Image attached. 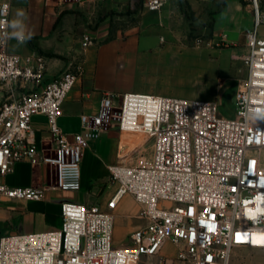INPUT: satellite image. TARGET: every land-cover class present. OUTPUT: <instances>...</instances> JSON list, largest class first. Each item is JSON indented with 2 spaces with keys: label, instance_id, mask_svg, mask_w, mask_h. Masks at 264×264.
<instances>
[{
  "label": "built area",
  "instance_id": "1",
  "mask_svg": "<svg viewBox=\"0 0 264 264\" xmlns=\"http://www.w3.org/2000/svg\"><path fill=\"white\" fill-rule=\"evenodd\" d=\"M167 1L145 0L144 9L161 12ZM249 1L254 28L246 34L247 77L233 120L220 117L213 101L105 94L96 114L81 116L85 133L71 141L59 119L83 64L43 84L46 56L12 54L9 40L0 39L1 177L21 162L47 164L55 168L56 189L80 192L89 140L117 126L145 134L151 148L149 157L109 168L115 191L105 207L66 202L60 229L1 237L0 264H141L144 257L157 258V264H232L237 249L264 251V0ZM11 11L12 0H0V33L8 31ZM95 43L92 34L83 35L84 49ZM35 116L48 120L53 155L45 156L38 146ZM45 193L0 183V203L42 201ZM127 195L141 206L147 225L130 234L129 246L118 247L114 211ZM168 242L180 247L176 257L163 254Z\"/></svg>",
  "mask_w": 264,
  "mask_h": 264
},
{
  "label": "crops",
  "instance_id": "2",
  "mask_svg": "<svg viewBox=\"0 0 264 264\" xmlns=\"http://www.w3.org/2000/svg\"><path fill=\"white\" fill-rule=\"evenodd\" d=\"M144 3L145 0H107L95 4H79L76 0H12L11 19L18 9L25 10L27 28L33 35L23 44L9 40L8 51L46 56L47 76L43 84L75 63L84 66V74L67 97L59 119V126L71 141L85 133L81 116L96 114L105 94L167 96L150 86L147 77L153 65H164L168 58L188 52L174 50L168 41L182 39L190 27L205 35L202 38L205 46L192 54L202 58L197 60L212 74L216 90L230 80H240L241 84L247 77L243 60L247 53L246 34L254 28L255 20L249 0H168L161 12H148ZM187 14L192 16L191 20ZM261 31L264 33V28ZM85 33L96 39L87 49L82 46ZM32 126L40 150L45 156L53 155L55 146L47 118L35 116ZM139 142L134 136L124 135L117 126L109 128L100 138L89 140L83 154L80 192L56 189V171L51 165L16 164L13 173L0 176V183L46 189L45 198L0 203V222L28 221L31 229L26 234L60 229L62 205L77 202L76 193L82 192L88 194L86 203L105 207L115 191L109 168L135 163L136 150L132 151ZM77 203L85 204L82 200ZM137 205L136 212L122 217L130 234L147 225L140 218L142 208ZM114 214L117 220L119 214L116 210ZM151 259L157 264V258Z\"/></svg>",
  "mask_w": 264,
  "mask_h": 264
},
{
  "label": "rangeland",
  "instance_id": "3",
  "mask_svg": "<svg viewBox=\"0 0 264 264\" xmlns=\"http://www.w3.org/2000/svg\"><path fill=\"white\" fill-rule=\"evenodd\" d=\"M203 37L205 35L199 32L198 29H192L190 27L188 33L182 39L175 38L168 41L169 46L174 50H188V52H184L180 56L168 58L165 60L164 65H153L149 71L147 81L157 92H162L169 97L216 102L219 116L227 120H233L238 113L237 92L240 86V80H230L216 90V83L213 80L212 74H210V71H208L204 64L199 63L202 58L192 54L194 50L205 46ZM146 142L147 139H142L135 145L132 153L141 148L139 152L135 153V157L150 156V143L147 142L146 144ZM143 146L146 147L142 148ZM76 194L77 202L82 200L86 205H91L86 203L88 201L87 193L82 192ZM80 194L83 195L82 198ZM137 210L138 205L130 195L125 196L120 206L116 209L119 218H117L115 226V246L116 244L120 245L119 247L130 245V231L125 224V218L122 217H125L126 214L134 213ZM38 227H40L39 224ZM30 229L31 223L28 221H2L0 222V239L6 235L26 234ZM179 250V246L170 244L164 248L163 254L167 257H176ZM141 264H154V261L150 257H144ZM175 264L181 263L175 262ZM232 264H264V251L249 248L237 249L234 253Z\"/></svg>",
  "mask_w": 264,
  "mask_h": 264
},
{
  "label": "clouds",
  "instance_id": "4",
  "mask_svg": "<svg viewBox=\"0 0 264 264\" xmlns=\"http://www.w3.org/2000/svg\"><path fill=\"white\" fill-rule=\"evenodd\" d=\"M28 20V14L23 9H18L14 18L7 22V29L3 33H0V39L4 40H16L18 44H23L32 38L33 33L28 30L26 21Z\"/></svg>",
  "mask_w": 264,
  "mask_h": 264
},
{
  "label": "bare ground",
  "instance_id": "5",
  "mask_svg": "<svg viewBox=\"0 0 264 264\" xmlns=\"http://www.w3.org/2000/svg\"><path fill=\"white\" fill-rule=\"evenodd\" d=\"M124 135H131V136H134V137L138 138L139 140L147 139V136L145 134H143V133H140V132L124 131Z\"/></svg>",
  "mask_w": 264,
  "mask_h": 264
},
{
  "label": "trees",
  "instance_id": "6",
  "mask_svg": "<svg viewBox=\"0 0 264 264\" xmlns=\"http://www.w3.org/2000/svg\"><path fill=\"white\" fill-rule=\"evenodd\" d=\"M187 17H188V19H189V20H191V19H192V16H191V15H189V14H187ZM192 29H194V28L192 27Z\"/></svg>",
  "mask_w": 264,
  "mask_h": 264
}]
</instances>
